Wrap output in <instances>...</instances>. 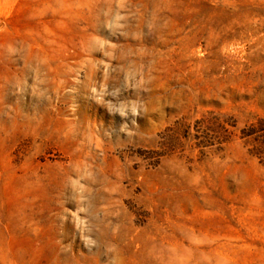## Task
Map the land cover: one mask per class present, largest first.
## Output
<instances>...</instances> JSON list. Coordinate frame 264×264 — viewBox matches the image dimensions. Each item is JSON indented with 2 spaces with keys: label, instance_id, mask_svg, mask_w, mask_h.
<instances>
[{
  "label": "rangeland",
  "instance_id": "374dc122",
  "mask_svg": "<svg viewBox=\"0 0 264 264\" xmlns=\"http://www.w3.org/2000/svg\"><path fill=\"white\" fill-rule=\"evenodd\" d=\"M0 264H264V0H0Z\"/></svg>",
  "mask_w": 264,
  "mask_h": 264
},
{
  "label": "trees",
  "instance_id": "16d2710c",
  "mask_svg": "<svg viewBox=\"0 0 264 264\" xmlns=\"http://www.w3.org/2000/svg\"><path fill=\"white\" fill-rule=\"evenodd\" d=\"M262 154V153H261Z\"/></svg>",
  "mask_w": 264,
  "mask_h": 264
}]
</instances>
